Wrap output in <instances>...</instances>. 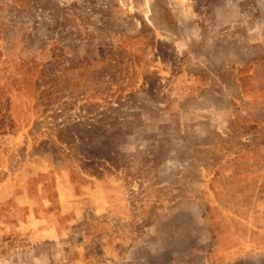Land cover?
Instances as JSON below:
<instances>
[{
	"label": "rangeland",
	"instance_id": "374dc122",
	"mask_svg": "<svg viewBox=\"0 0 264 264\" xmlns=\"http://www.w3.org/2000/svg\"><path fill=\"white\" fill-rule=\"evenodd\" d=\"M0 264H264V0H0Z\"/></svg>",
	"mask_w": 264,
	"mask_h": 264
}]
</instances>
